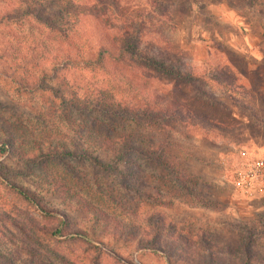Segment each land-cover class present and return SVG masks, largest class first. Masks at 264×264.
Wrapping results in <instances>:
<instances>
[{
	"label": "rangeland",
	"instance_id": "rangeland-1",
	"mask_svg": "<svg viewBox=\"0 0 264 264\" xmlns=\"http://www.w3.org/2000/svg\"><path fill=\"white\" fill-rule=\"evenodd\" d=\"M261 157L264 0H0V264H264Z\"/></svg>",
	"mask_w": 264,
	"mask_h": 264
},
{
	"label": "trees",
	"instance_id": "trees-1",
	"mask_svg": "<svg viewBox=\"0 0 264 264\" xmlns=\"http://www.w3.org/2000/svg\"><path fill=\"white\" fill-rule=\"evenodd\" d=\"M128 35H129V32L122 35L123 44L120 48H118L115 44L111 45L108 48L103 46L101 47V49H103L104 51H103V54L101 53L100 55L103 57L105 55V52H107L109 55H115L116 59L122 62L125 61L127 56L131 58L137 57V60L143 61L146 63V65L154 67L156 70L162 71L163 73L167 75L175 77L178 81H180L181 83L185 84L186 86L190 88H196L195 83L203 79L202 77L195 76L192 71L182 72L180 70V67L166 65L165 63H162L161 61L156 60L155 58H149V57L148 59L140 58V53L138 50V47L140 45L139 38H130L128 37ZM48 155L51 157H54L58 155V152L56 151V149L48 150ZM21 195H23L26 199H30L26 192L21 191ZM246 253H249V251L245 250V254ZM210 257L213 258L214 255H211ZM246 259L244 260L243 264H249L250 256H248V258ZM215 263L224 264L220 261L214 262V264Z\"/></svg>",
	"mask_w": 264,
	"mask_h": 264
},
{
	"label": "built area",
	"instance_id": "built-area-1",
	"mask_svg": "<svg viewBox=\"0 0 264 264\" xmlns=\"http://www.w3.org/2000/svg\"><path fill=\"white\" fill-rule=\"evenodd\" d=\"M236 194L247 201H264V157L244 164L236 175L228 179Z\"/></svg>",
	"mask_w": 264,
	"mask_h": 264
}]
</instances>
